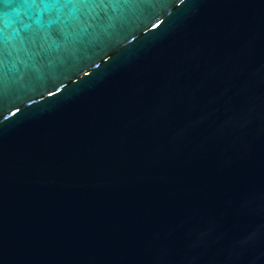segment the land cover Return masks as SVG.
Here are the masks:
<instances>
[{"label":"water","instance_id":"95a60500","mask_svg":"<svg viewBox=\"0 0 264 264\" xmlns=\"http://www.w3.org/2000/svg\"><path fill=\"white\" fill-rule=\"evenodd\" d=\"M0 264H264V0H0Z\"/></svg>","mask_w":264,"mask_h":264}]
</instances>
